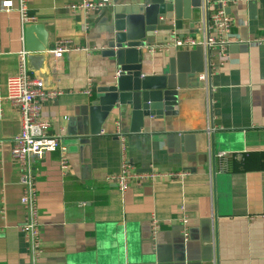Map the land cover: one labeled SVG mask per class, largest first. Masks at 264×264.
Returning <instances> with one entry per match:
<instances>
[{
    "label": "crops",
    "instance_id": "crops-1",
    "mask_svg": "<svg viewBox=\"0 0 264 264\" xmlns=\"http://www.w3.org/2000/svg\"><path fill=\"white\" fill-rule=\"evenodd\" d=\"M79 1L28 0L23 22L18 0H0V264H31L21 231L20 170L11 156L20 113L5 99L31 24L44 28L51 89L60 92L44 104L42 119L59 136L68 164L63 173L58 151L34 162L36 264H264V0H236L228 8L236 42L207 80L200 79L203 52L164 48L166 38L156 37L158 49L144 50V64L147 75L169 76L174 114L144 117L130 132L131 107L115 108L97 136L89 135V107L95 89L117 73L100 52L113 9L127 0H113L100 14L72 9ZM179 27L181 35L193 33L186 21ZM60 40L77 49L54 59L49 51ZM118 130L136 172L187 175L132 182L120 192L106 178L120 170ZM116 235L118 246L111 243Z\"/></svg>",
    "mask_w": 264,
    "mask_h": 264
},
{
    "label": "built area",
    "instance_id": "built-area-1",
    "mask_svg": "<svg viewBox=\"0 0 264 264\" xmlns=\"http://www.w3.org/2000/svg\"><path fill=\"white\" fill-rule=\"evenodd\" d=\"M113 0H81L71 6L72 9L86 13L100 14L106 10ZM236 0H204L201 19L194 26L193 33L181 35L176 30L170 33L168 43L164 48L175 50H196L200 48L204 55L205 71L200 75L201 80H207L228 57L229 47L236 42L231 35L232 19L226 12ZM5 12L9 9H3ZM0 12L2 10L0 9ZM18 12L21 20L27 22L28 0H18ZM72 49L70 41L60 40L55 48L49 51L54 59H61ZM150 53L155 52L158 46H149ZM92 86L88 83L86 94H91ZM60 92L42 87V82L28 73L26 53L19 55L17 71L6 81L5 99L20 113V132L14 137L11 144V156L20 170L19 184L21 187L20 205L24 211V222L21 231L28 244L30 263L36 264L41 255L40 244V214L37 205V188L34 162L46 153L59 152L60 169L65 173L68 169L66 149L61 145L59 136L49 134V124L42 119L44 104L55 101ZM116 138L120 142V170L110 175L108 181L114 183L120 192L129 189L132 182L141 183L155 181L169 177L181 179L186 172L174 171L163 173L152 169L148 172H136L126 157L125 136L118 130ZM187 216L183 217V224L187 225ZM157 224L153 221V232ZM185 234V233H184Z\"/></svg>",
    "mask_w": 264,
    "mask_h": 264
},
{
    "label": "water",
    "instance_id": "water-1",
    "mask_svg": "<svg viewBox=\"0 0 264 264\" xmlns=\"http://www.w3.org/2000/svg\"><path fill=\"white\" fill-rule=\"evenodd\" d=\"M203 4L204 0H127L113 9L107 29L109 37L100 53L113 62L117 73L109 85L95 89V99L88 112L90 136L101 133L103 124L115 108L131 107L132 124L137 128L132 127L130 132H138L144 117L174 114L175 87L166 72L147 75L143 52L155 43L156 37H165L167 43L170 33L178 31L184 21L193 31L201 19ZM226 12L230 13V10L226 9ZM47 46L42 25L31 24L24 28L27 70L41 80L44 89L50 90L53 83ZM196 50L202 52L200 48ZM120 242L121 235L111 241L117 246ZM139 264L150 263L142 261Z\"/></svg>",
    "mask_w": 264,
    "mask_h": 264
}]
</instances>
